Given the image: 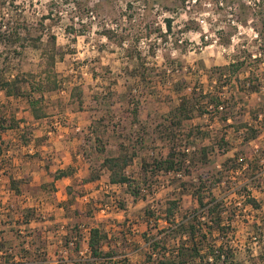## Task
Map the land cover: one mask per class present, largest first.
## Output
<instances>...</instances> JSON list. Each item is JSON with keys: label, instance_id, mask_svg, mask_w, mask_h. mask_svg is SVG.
<instances>
[{"label": "rangeland", "instance_id": "374dc122", "mask_svg": "<svg viewBox=\"0 0 264 264\" xmlns=\"http://www.w3.org/2000/svg\"><path fill=\"white\" fill-rule=\"evenodd\" d=\"M24 27L30 32V41L39 38L40 49L28 42L20 45L25 42L21 38L26 32ZM50 35L56 39L55 71L59 88L65 92L45 93L47 115L71 123L76 117L70 113L84 110L101 151L95 147L91 154V165L100 179L96 189H86L74 202H65V213L72 216L67 222L69 229L79 223V252L74 251L72 238L73 244L65 245L66 232L60 234L59 229L60 242L49 259L87 264V228L98 225L106 234L103 250H112L113 257L94 264H118L123 260L125 264H155L154 259H147L150 241L146 237L152 240L163 236L162 229L168 223L161 217L168 199L179 197L175 220L198 207L191 187L180 192V179L198 183L202 177L206 187L211 184L214 195L224 199L223 224L228 226H224L222 239L234 259L238 264H264L262 177L257 178L252 170H229L223 182L212 186L211 174L238 150H252L255 140L264 146V0H0V68L5 77L30 73L35 81L40 79L44 65L41 49L47 47ZM236 61L242 62L237 72L224 69L219 76L218 68ZM247 77L258 88H241V81ZM73 87H82L81 106L71 95ZM193 91L198 101L191 119L180 128L172 127L164 115ZM208 93H217L223 107H229L227 120L221 119L220 108L209 112L204 107ZM136 101L139 107L134 119ZM28 110L25 97L6 98L0 91V113H14L30 123L20 132L10 133L29 135L32 125ZM252 110L262 113L258 133L262 135L242 143L238 130L243 127L236 126L254 123ZM225 133L227 151L216 146V150L207 152L205 164L194 160L200 157V147L220 145V136ZM174 137L178 149L187 153L185 162L190 173H145L142 159L149 167L155 158L164 157L171 143L168 138ZM120 144L135 145L139 153L125 168L130 182L110 184L109 171L101 161L118 154ZM233 164L228 166L232 169ZM208 171L210 178L205 179L202 174ZM241 184L256 198L258 208L246 204ZM75 210L83 214L75 215ZM148 211L153 213L150 219ZM200 221L207 231V219ZM216 233L208 231L206 241L216 239ZM14 234L4 244L22 241ZM165 248L172 251L176 242L169 239Z\"/></svg>", "mask_w": 264, "mask_h": 264}, {"label": "trees", "instance_id": "16d2710c", "mask_svg": "<svg viewBox=\"0 0 264 264\" xmlns=\"http://www.w3.org/2000/svg\"><path fill=\"white\" fill-rule=\"evenodd\" d=\"M169 22V20H167ZM169 24V23H168ZM25 28L24 36H19L23 38L25 42H20L21 46H25L23 43L28 42L34 48L40 49L41 42L39 38H34L30 41L31 38L29 36L30 32L28 29ZM15 38H18L16 36ZM18 40V39H17ZM19 41V40H18ZM56 39L54 35H50L47 40V47L41 49V56L44 58V65L41 69L40 79L35 81V75L30 73H16L11 79H7L4 75V70L0 68V91L3 93L5 97H25L28 102V106L33 118H43L47 115L44 100H45V93L53 92L58 90L59 88V79L55 71V54L57 51L56 47ZM242 65V62L238 63L232 62L227 67H220L217 70L219 72V76L223 75L224 69H232V72H237ZM29 86V88H26ZM241 88L248 86L252 90L258 88L254 85L250 84L249 77L243 79L240 84ZM244 89V88H243ZM38 93V95L35 94ZM190 96H183L180 98V101L177 105L171 107L167 114H165V118L168 122L172 123V127H182L184 125V121L190 120L193 108L196 106V102L198 101L196 98V93L193 91L191 92ZM82 94V87H73L71 89V95L76 97V102L79 106L83 103L81 98ZM205 98V108L207 110H217L219 107H222L221 112V119L227 120L229 118V107H223L224 102H220L221 97L217 93H208ZM139 103L136 101L133 107V117L134 119L137 118V111H138ZM252 119L255 123H239L236 127L239 126L243 127V130H246L243 137L242 143L249 142L256 138L258 133L260 132L261 122L257 120L258 112L252 110ZM21 118H16L14 113L9 116H4L3 113H0V152H1V145L3 144V139H1V133L9 128H15L19 126V122ZM231 126V125H229ZM93 143H89L91 146L96 147L97 151H101V147H97V137L92 135L93 130L91 125L88 127ZM249 132V135H247ZM171 140L169 145V149L161 158H155L153 163L147 167V163L145 160L142 159L141 166L143 170L146 172L153 173L154 171L162 172L163 175H168L169 173H173L174 175L177 174H185L190 173V167L185 162L186 154L184 151L178 149L175 145V137L168 138ZM89 142V139H86ZM220 145L218 143L213 144L212 146L206 145L199 148L200 157L194 159L200 163L204 164L206 161V155L209 151L216 150L215 147L217 146L218 149L227 151L226 146L229 145V141L227 139L226 133L220 136ZM120 152L118 154L113 155L110 154L104 157L101 161V166L106 168L109 171L108 175V182L110 184H122V183H129L130 178L125 173V168L130 164L132 159L138 155L139 150L135 145L131 146H123L122 144L119 145ZM90 153V151H89ZM251 156V150L246 151L244 149L238 150L237 153H234L232 157H228L222 161L221 167L217 169L215 174L211 173L210 171L202 174L205 179L210 178V173L214 176L213 185L215 186L218 183L223 182L225 179L227 171H255L257 170V163L254 159H249ZM234 163L232 169L228 166L229 163ZM247 162V167L242 169L243 163ZM89 174L82 178L81 186L82 188H87L86 184H90L89 182H95L99 179L98 171L93 168L90 164L89 167ZM71 173V169H59L53 173V179H58L62 176L68 175ZM180 179V178H179ZM181 180L180 183V192H186L190 187L192 190V194L194 195L195 200L197 201L198 207L193 209L189 214L184 215L180 220H175V214L179 207V197H174L172 199L167 200V205L163 211L164 215L163 218L168 225L163 227L162 232L164 233L163 236L160 238L153 237H146V240L150 241V252L147 255V259L155 260V264H238V262L234 259V255L232 251H230L229 247L227 246L226 242L222 239L225 234V228L228 226L223 224V211L224 205L223 200L218 199L214 193L213 188H211V184L206 187V182L201 177V181L199 179L198 183H192V181ZM223 180V181H222ZM15 182V181H14ZM14 182H12L14 184ZM53 184V182H51ZM98 185V184H97ZM96 185V186H97ZM179 187V186H178ZM242 186V188L246 191L245 194V202L246 204H250L254 208H258L259 204L256 198L249 194L248 189ZM89 188V187H88ZM205 188V189H204ZM248 188V187H247ZM67 194H71L72 198L75 195L83 196L85 194V190H75L71 186L66 187ZM241 195L242 193L239 192ZM244 195V194H242ZM75 215H82L80 210L73 211ZM202 212V213H201ZM89 214V211H86ZM148 218L150 219L153 216L151 211H148ZM85 214V212H84ZM203 214V215H202ZM201 218L207 219L205 225L209 228L207 231L202 227ZM78 221L73 223V228H70L68 232L64 235L65 245L69 244L70 239L74 240V251L79 252V238L81 237L80 230H78ZM225 226V228H224ZM255 227V224H253ZM216 230L217 237L214 240L206 241L207 235L206 233L209 231L211 234L213 231ZM87 243L89 249V260H86L87 264H94L96 260H109L113 257V251H104L102 244L103 241L106 239V234L103 230L97 226H90L87 230ZM220 235V237H218ZM70 238V239H69ZM172 239L176 242V248L172 251H166L165 244ZM158 247L161 249L159 251ZM157 254V257L154 255ZM197 260V261H196ZM196 261V262H195ZM195 262V263H194ZM118 264H125L124 260Z\"/></svg>", "mask_w": 264, "mask_h": 264}, {"label": "crops", "instance_id": "0c3cea01", "mask_svg": "<svg viewBox=\"0 0 264 264\" xmlns=\"http://www.w3.org/2000/svg\"><path fill=\"white\" fill-rule=\"evenodd\" d=\"M56 92L64 93L65 89L59 88ZM84 112L70 113L76 117L71 123L60 122L56 115L37 119L31 115L32 131L26 135L28 137L10 133L20 132V128L30 124L23 120L18 127L1 133L0 264H51L50 254L60 242L56 231L60 229V234L67 233V222L72 219L65 213V202H74L73 199L81 197L75 195L72 198L66 187L86 191L96 189L100 183V179L89 182L87 188L80 184L90 172L94 152V147L89 144L92 141L88 129L91 120H85ZM68 168L71 173L53 179L55 171ZM13 233L22 241L4 244L6 238H13Z\"/></svg>", "mask_w": 264, "mask_h": 264}, {"label": "built area", "instance_id": "2783aa9c", "mask_svg": "<svg viewBox=\"0 0 264 264\" xmlns=\"http://www.w3.org/2000/svg\"><path fill=\"white\" fill-rule=\"evenodd\" d=\"M219 108L221 109L222 107H219ZM263 113H264V111H263ZM261 114L262 113H258V118L257 119L259 121L262 118L261 117ZM254 123H255V121H254ZM248 124H250V123H248ZM263 132L264 131H262V133ZM262 133H260L258 136H256V138H254L253 140L258 139L262 135ZM238 134H241L240 139L242 140V137H243V129L238 130ZM253 140H251V141H253ZM249 159L250 160L251 159H254L256 161L258 167H257V170L255 171V176L257 178H261L262 177L261 179L264 182V146H261L260 144H258L256 140H255L254 146L252 147L251 156H250ZM245 167H247V162L246 163L245 162L243 163L242 169H244ZM259 181H260V179H259ZM241 185L243 186V184H241ZM69 244L72 245L73 244V241H69ZM86 249L88 250V246L86 247ZM58 262L59 261H53L52 260L51 261V264H67L66 260H62L61 261L62 263H58Z\"/></svg>", "mask_w": 264, "mask_h": 264}]
</instances>
